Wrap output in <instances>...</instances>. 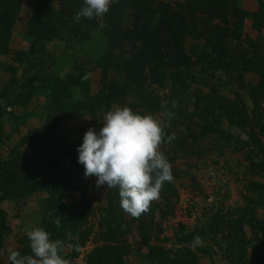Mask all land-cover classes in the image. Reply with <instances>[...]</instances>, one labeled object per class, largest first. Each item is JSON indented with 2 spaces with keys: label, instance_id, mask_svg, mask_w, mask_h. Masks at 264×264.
<instances>
[{
  "label": "rangeland",
  "instance_id": "1",
  "mask_svg": "<svg viewBox=\"0 0 264 264\" xmlns=\"http://www.w3.org/2000/svg\"><path fill=\"white\" fill-rule=\"evenodd\" d=\"M21 1L7 53H0V165L13 170L15 166H25L24 171L16 172L18 178L51 187L50 192L63 198L73 214L81 211L76 186H86V222L78 231L79 239H72L78 243L79 251L66 247L65 258L71 264H88V255L110 240L107 232L113 228L107 212L108 187L97 188L96 177L85 178L84 167L78 163L77 148L85 132L90 127L98 132L105 113L113 106H129L142 114L162 112L131 107L139 104L123 85L125 75L105 66L103 57L111 54L114 59L128 58L140 45L136 36L139 27L170 11L184 16L190 27L196 26L189 28L191 35L187 37V54L192 62L189 77L181 85L179 79L146 81L144 89L166 101L187 100L182 116L195 114L191 118L195 124L190 125L189 118L184 117L174 128L166 129V133L176 134L175 140L162 145L174 180L165 183L160 198L152 203L154 229L159 231L151 237L150 244L167 251L174 264H264V170L256 166L264 164V150L256 155L242 146L253 134L264 146V91L254 89L264 82V29H251V19L246 20L244 32H248L256 49L242 38L233 42V56L227 54L225 69L211 73L193 55L210 53L216 47L215 29L211 30V21L199 13L210 4L207 0H119L105 15L104 28L95 18L74 21L83 0H49L57 22L46 32L45 39L30 28L35 0ZM259 1L238 0L237 6L245 15L255 14ZM4 2L7 0H0V10ZM213 3L212 6L216 4ZM224 3L220 6L226 11ZM118 17V32L126 39L117 46L118 32L112 29L111 22ZM212 23L223 25L217 19ZM257 49L260 52L256 64L253 51ZM245 56L248 63L238 60ZM17 57L19 65L14 61ZM212 57L220 55L214 51ZM251 66L255 69L251 70ZM77 74L88 75V91L66 82ZM110 82L111 91L105 85ZM171 84L176 88L171 89ZM25 91L31 93L29 97L24 96ZM216 96L224 99L221 102H241L246 112L242 122L258 121L234 127L225 114L218 118ZM193 103L214 109L205 120L216 121L219 126L213 127L216 122L203 126L205 122L196 117L201 111ZM46 198L45 193H34L25 200L0 201V211L5 215L0 248L31 255L27 232L45 224ZM121 211L118 242L129 245L130 254L121 258L120 264H153L141 244L138 219ZM245 211L251 213L244 214ZM197 235L202 238L201 244L194 243ZM0 264H8L7 253L0 258Z\"/></svg>",
  "mask_w": 264,
  "mask_h": 264
},
{
  "label": "trees",
  "instance_id": "2",
  "mask_svg": "<svg viewBox=\"0 0 264 264\" xmlns=\"http://www.w3.org/2000/svg\"><path fill=\"white\" fill-rule=\"evenodd\" d=\"M210 4L206 5L203 9H200V16H203V19L211 21V30H214V33L217 37V40L214 42L216 47L212 49L210 53L200 51V53L193 54L196 56L198 62L206 64L205 70L214 72L216 69H225L228 55L230 53V46L233 42L240 41L241 38L245 41H248L250 48L256 49L251 45V39L244 28L246 29V20L251 19L250 28H256L262 30L264 29V0H260L258 4V9L255 14H244L238 9V0H207ZM216 2L214 6L213 2ZM223 2L227 7V10H222L220 6ZM22 4L21 0H7V2L2 3V8L0 10V53H7V41L9 40L13 25L18 16L20 6ZM228 4H230L228 6ZM203 5V6H204ZM218 7V8H217ZM221 9H220V8ZM32 13L30 17V28L36 33L39 38L46 37V32L51 30V27L57 22L55 19L56 14H52V8L50 6L49 0H35V5L32 8ZM148 13V12H147ZM217 19L223 25L213 24L212 21ZM120 18L112 19V29L118 32L120 27ZM90 24H93L90 21ZM190 29H196V26H189L187 19L179 13L166 12L159 15L158 19L155 21H149L147 24H144L139 27L137 31V39L140 42V45L134 48L128 58L114 59L111 54H105L103 57V63L105 66L114 68L118 72H122L125 75L123 80V85L129 89L136 99L138 100V107L144 110H162L160 108L161 101L164 100L161 97L156 98L151 95V93H145L144 85L146 81H155V80H166L167 78L177 80L178 83H183L186 79L188 80V71L192 66L190 57L187 54V37L191 35L189 33ZM254 28V29H255ZM115 44L118 46L121 44L125 35L122 33H117ZM255 45V43L253 42ZM196 45V44H194ZM232 47V46H231ZM196 49L199 48L197 44ZM262 48V47H260ZM216 51V54L220 55L219 58H213L212 54ZM264 51V44L263 50ZM260 52L259 49L253 51L255 62L257 64V53ZM228 54V55H227ZM246 55V54H245ZM242 63H248L249 59L247 56L238 59ZM19 65L21 63L20 59L15 58L14 60ZM20 62V63H19ZM215 64L217 67H215ZM255 69L254 66H251V70ZM85 75H76L75 78L70 76L66 79V82L69 86H79L82 91H88V85L85 79ZM203 81L207 79L201 78ZM104 83V82H103ZM112 83H105L109 91L112 90ZM116 84V83H114ZM171 89H175V84L170 85ZM258 92L264 91V82L261 81V85L254 87ZM128 92V91H127ZM180 92L179 87H177V93ZM29 91H25L24 96H30ZM217 102L219 104V117L224 114L228 117L227 119L232 123L234 127H240L245 125L250 126L252 123H255L258 120L253 122H242L241 118L246 116V112L243 110V105L238 101H224L221 102L222 97L216 96ZM220 98V99H219ZM173 99H169V104ZM177 100V99H176ZM178 107L174 110L177 113V117L172 120L171 127L174 128L184 117H188L190 120V125H194V122H191V116H182L185 112V105L187 100H178ZM190 102H188L189 104ZM193 107L201 112L196 115L197 119L201 117V120L205 122L203 126L209 127L208 122L216 121H207L206 116L209 113H213L214 109L209 106L202 105L199 106L198 103H193ZM142 114V113H141ZM200 120V121H201ZM241 123V124H240ZM243 123V125H242ZM214 126H219V123L216 122L212 124ZM171 135L172 133H167ZM249 142H243L242 146L250 149L256 155L258 151L264 150V146L261 143V140L253 134ZM175 140V139H174ZM173 141V140H172ZM247 149V150H248ZM249 154V150H248ZM259 170H264V164L256 165ZM25 166H15V169H11L8 165L2 167L0 165V201H15V200H25L34 193H45L48 198L44 200L43 205L45 207V214L48 216L45 224L42 226L46 231L51 234V239H60L62 241H69L67 238V233L71 232L72 237L79 239L78 231L86 222V210L88 208V202L85 199L86 197V186L79 184L76 186L78 189L79 195L81 197V211L77 214H73L67 204L63 201V198L59 197L56 193H51V187H48L41 181L33 182H23L18 178V171H24ZM26 169V168H25ZM252 190V189H251ZM107 212L109 213L110 223L113 225V228L108 230L107 234L110 237V240L103 246L95 248L87 258L88 264H120L121 258L130 254V246L123 242H118V237L121 236L120 230L122 225V208L120 207V199L118 188H108L107 194ZM154 211L155 207L151 205L150 211L142 214L138 218V228L141 238V244L146 248V257L149 262L153 264H174L173 261L169 258L167 251L163 250L159 246L151 245V237L158 233L154 229ZM251 213V211H245L244 214ZM59 217L61 221V226L57 227L53 221ZM4 218L5 215L0 211V229L5 230L4 228ZM264 223V222H262ZM7 229V228H6ZM262 232V231H261ZM0 234L1 230H0ZM263 236L264 233L262 232ZM193 238V236H190ZM72 242V241H71ZM74 243V242H72ZM30 247V241L26 243ZM75 244V243H74Z\"/></svg>",
  "mask_w": 264,
  "mask_h": 264
},
{
  "label": "clouds",
  "instance_id": "3",
  "mask_svg": "<svg viewBox=\"0 0 264 264\" xmlns=\"http://www.w3.org/2000/svg\"><path fill=\"white\" fill-rule=\"evenodd\" d=\"M119 0H83L74 15L80 19H96L99 27H106L105 15L113 3ZM85 74L83 79H87ZM178 100H162V112L144 113L134 111L129 106H113L103 118V126L97 130L90 127L77 148L78 163L84 167L85 178L96 177V187L118 188L120 207L133 218H139L150 211L154 201L160 198L165 183L174 180L172 165L162 150V145L176 139L173 132L167 135L173 119L178 118L174 111ZM53 223L61 226L57 217ZM31 255H22L19 250L0 248V258L7 253L8 264H71L65 258V249L79 251L78 243H65L51 239L44 228L35 226L27 232ZM72 241V233H67ZM194 243L201 244L197 235Z\"/></svg>",
  "mask_w": 264,
  "mask_h": 264
}]
</instances>
